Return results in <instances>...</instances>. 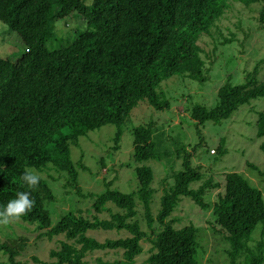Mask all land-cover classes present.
Returning <instances> with one entry per match:
<instances>
[{
	"label": "trees",
	"instance_id": "16d2710c",
	"mask_svg": "<svg viewBox=\"0 0 264 264\" xmlns=\"http://www.w3.org/2000/svg\"><path fill=\"white\" fill-rule=\"evenodd\" d=\"M230 1L244 6L260 4L258 23L264 29V0H0V22L16 32L24 46L15 61L0 57V210L18 192L31 193L34 207L19 219L34 227L37 239L57 244L49 251V261L33 257L34 264H89L85 260L88 254L109 251L121 255L122 260L115 264H133L144 241L151 244L145 264H200L196 259L198 229L193 225L176 229L169 220L180 197L211 211L214 225L219 227L216 233L222 232L229 244V264L264 263L263 194L248 179L230 172L224 177L223 192L217 193L212 204L207 203L205 193L220 185L209 178L196 189L189 188L202 178L200 167L192 165V153L186 150L180 128L175 136L173 129L164 131L154 121L132 129L135 163L181 161V169L172 175V186L163 188L155 216L150 167H136L135 193L106 190L83 195L70 156V147L79 138L106 125L116 126L113 141L117 149L121 127L140 101L157 111L170 109L171 101L162 89L170 78L182 76L204 84L206 64L198 40L216 28ZM80 19H86L85 31L66 32L64 36L73 37L69 43L47 47L49 41L60 39L55 22L67 25ZM263 61L241 84L234 85L228 78L216 92L215 106L195 104L189 110L200 138L193 152L202 144L200 127L204 124H219L238 107L264 101V79H257ZM256 115V136L264 138V106ZM260 150L264 154V142ZM47 166L67 176L64 187L93 199L91 219L69 211L52 225L45 203L54 202L55 196L47 182L41 178L35 189H29L20 179L25 168L41 172ZM256 175L264 178V174ZM135 196L150 236L136 219ZM109 203L116 212H111ZM106 213L107 218L100 217ZM257 224H261L260 240L250 246ZM3 228L10 232L0 241L4 264H28L18 260L26 250L27 237ZM114 229L125 230L128 236L99 242L87 234ZM97 264L107 263L97 259Z\"/></svg>",
	"mask_w": 264,
	"mask_h": 264
},
{
	"label": "rangeland",
	"instance_id": "374dc122",
	"mask_svg": "<svg viewBox=\"0 0 264 264\" xmlns=\"http://www.w3.org/2000/svg\"><path fill=\"white\" fill-rule=\"evenodd\" d=\"M54 7L56 8V4ZM259 9L260 4L244 6L230 1V8L217 21L216 28L209 35H202L198 40V45L203 50L202 58L206 64L204 75L207 81L200 85L182 76H174L164 82L162 89L171 101V108L157 111L146 101H140L121 127L122 136L117 149H114L113 138L116 132L114 125L89 131L79 138L77 145L70 147L71 160L77 171L78 185L83 195H99L106 190L119 191L123 194L135 193L138 188L135 169L145 165L153 172L151 187L154 193L151 209L153 216L157 214L163 188L172 186V175L181 169V161L149 159L141 164L133 161L132 129L154 121L156 125H162L164 131L173 129V136L177 128L185 134L186 150L192 153V165L200 167L202 178L200 182L190 184L189 188L196 189L209 178L220 185L219 189H212L205 193L204 200L207 203L212 204L216 200L217 193L223 192L224 177L230 172H236L248 179L252 186L261 191L264 198V178L256 175L264 174V154L260 150L264 138L256 136V112L264 106L263 99L253 100L250 104L238 107L229 119L219 124L206 123L200 127L202 144L194 152L192 148L200 141V138L196 134L193 121L189 118V110L195 104L204 105L207 108L215 106L216 92L223 83L230 79V83L234 85L241 84L245 80V75L253 71L264 58V29H259ZM87 26L86 19L72 20L67 25L62 21L55 22L54 27L60 34V39L57 37L54 40L55 43L53 40L49 41L47 47L58 48L66 45L73 37L64 36V33H73L75 29L78 33L83 32ZM51 43L53 47H50ZM23 52L24 46L19 35L16 32H10L8 27L0 22V57L15 61ZM258 70L257 79L262 81L264 61ZM213 150L215 153L211 154ZM78 164H82L85 169L79 168ZM250 165H254L255 169H252ZM36 173L47 182L55 196L54 202L45 203L52 225L57 223L61 215L69 211L80 213L88 219L92 218L93 199L80 196L74 189L64 187L67 177L65 174L56 172L50 166ZM134 200L137 210L136 219L150 236L142 219V208L137 196ZM107 206L111 212L117 211L112 204L109 203ZM100 217L107 218L108 213L101 214ZM169 220L173 222L176 229L187 225H193L198 229L196 259L200 264H229L227 255L229 244L224 240L222 232L216 233L219 227L214 225V218L209 209L200 208L188 197H180ZM7 227L11 231L14 229L15 236L27 237L26 250L18 257L20 262L34 264L31 261L33 257L49 261V251L57 246L54 240L37 239L38 233L34 227L20 219ZM153 228H157V225L154 224ZM260 231L261 224H257L250 235V246L260 240ZM6 234L10 232L0 227L1 242L5 240ZM87 234L99 242L128 236L125 230L116 229L92 230ZM142 247L141 255L133 264H145L151 244L149 241H144ZM115 252L117 251L94 252L88 254L85 260L89 264H97V259L107 264H115L122 260L120 253ZM5 261V257L0 253V264H4Z\"/></svg>",
	"mask_w": 264,
	"mask_h": 264
},
{
	"label": "clouds",
	"instance_id": "9594fccd",
	"mask_svg": "<svg viewBox=\"0 0 264 264\" xmlns=\"http://www.w3.org/2000/svg\"><path fill=\"white\" fill-rule=\"evenodd\" d=\"M20 179L29 189H35L41 177L34 169L25 168ZM30 195L31 193L29 191L18 192L16 197L10 200L7 205L0 210V227H7L15 220L27 214L34 207L35 201L30 198Z\"/></svg>",
	"mask_w": 264,
	"mask_h": 264
},
{
	"label": "built area",
	"instance_id": "2783aa9c",
	"mask_svg": "<svg viewBox=\"0 0 264 264\" xmlns=\"http://www.w3.org/2000/svg\"><path fill=\"white\" fill-rule=\"evenodd\" d=\"M211 153H213V151H211Z\"/></svg>",
	"mask_w": 264,
	"mask_h": 264
}]
</instances>
